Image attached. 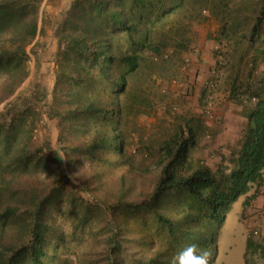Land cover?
Masks as SVG:
<instances>
[{
    "label": "trees",
    "instance_id": "16d2710c",
    "mask_svg": "<svg viewBox=\"0 0 264 264\" xmlns=\"http://www.w3.org/2000/svg\"><path fill=\"white\" fill-rule=\"evenodd\" d=\"M183 1L73 0L56 30L49 117L58 124L68 173L63 178L77 180L109 203L104 209L86 207L79 219L82 225L98 215L110 247L106 264H171L175 254L192 243L207 251L209 264H215L217 238L233 204L263 181L264 88L254 91L258 102L246 106L237 155L221 156L216 171L192 162L191 149L199 137L191 127L187 132L179 127L162 144L161 170L151 189H142V172L123 161L121 117L142 114L145 105L131 77L141 68L143 53H160L153 41L157 22ZM222 1L232 28H245L247 39L264 45V0ZM41 2L0 0V104L28 77V47L45 33ZM245 94L232 97L242 103ZM40 152L24 123L0 125V264H52L56 255L51 220L64 189L44 184L41 175L49 157ZM139 194L145 197L140 205L135 201ZM26 235L30 244L17 249ZM153 236L166 248L151 249ZM250 249L263 250L251 239Z\"/></svg>",
    "mask_w": 264,
    "mask_h": 264
},
{
    "label": "rangeland",
    "instance_id": "374dc122",
    "mask_svg": "<svg viewBox=\"0 0 264 264\" xmlns=\"http://www.w3.org/2000/svg\"><path fill=\"white\" fill-rule=\"evenodd\" d=\"M72 2L42 0L40 25L45 33L36 38L34 48V43L28 47L27 79L0 104V125L24 123L33 143L40 148L39 155L49 157L41 175L44 184L54 183L64 189L51 220L52 245H57L52 264H106L110 247L104 225L97 220L98 215L91 223L82 225L79 219L86 207L104 209L109 203L105 204L102 196H94L77 180L63 178L68 173L59 148L58 124L49 117L58 49L56 30ZM225 2L184 0L173 13L166 14L153 32L160 53H143L141 68L131 77L137 97L144 101L140 108L144 113L133 116L125 113L119 129L125 143L123 161L142 172L144 190L151 189L149 185L160 174L162 144L170 141L179 127L185 132L191 127L199 137L198 145L191 149L192 162L203 163L215 171L221 156H236L242 145L246 106L255 105L258 98L253 96L254 91L264 88V45L247 39L245 28L241 31L232 28ZM245 91L242 103L232 97ZM261 96L264 98V92ZM72 193L75 198L70 202ZM144 199V195H137L136 204L140 205ZM16 222L21 223L19 218ZM252 236L250 233V239ZM29 239L26 235L17 249L29 245ZM160 246L166 248L165 243L153 236L150 248ZM243 252V236L239 233L234 237L228 227L218 245L215 264H244ZM246 264H264V250L250 249Z\"/></svg>",
    "mask_w": 264,
    "mask_h": 264
},
{
    "label": "crops",
    "instance_id": "0c3cea01",
    "mask_svg": "<svg viewBox=\"0 0 264 264\" xmlns=\"http://www.w3.org/2000/svg\"><path fill=\"white\" fill-rule=\"evenodd\" d=\"M228 227H230L234 237L239 233L243 236L244 264H246V254L249 251L250 233L254 235L251 240L261 245L264 250V175L261 183L253 184L251 189L233 204L220 230L218 245H220L221 238Z\"/></svg>",
    "mask_w": 264,
    "mask_h": 264
},
{
    "label": "clouds",
    "instance_id": "9594fccd",
    "mask_svg": "<svg viewBox=\"0 0 264 264\" xmlns=\"http://www.w3.org/2000/svg\"><path fill=\"white\" fill-rule=\"evenodd\" d=\"M171 264H209V253L195 243L188 244L175 254Z\"/></svg>",
    "mask_w": 264,
    "mask_h": 264
}]
</instances>
